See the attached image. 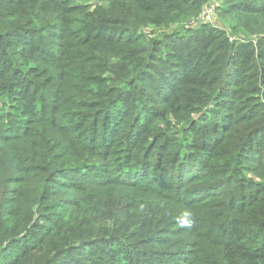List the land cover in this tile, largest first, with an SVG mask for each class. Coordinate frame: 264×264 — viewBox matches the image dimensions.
Here are the masks:
<instances>
[{
  "label": "trees",
  "instance_id": "1",
  "mask_svg": "<svg viewBox=\"0 0 264 264\" xmlns=\"http://www.w3.org/2000/svg\"><path fill=\"white\" fill-rule=\"evenodd\" d=\"M208 2L0 0V264H264V0Z\"/></svg>",
  "mask_w": 264,
  "mask_h": 264
},
{
  "label": "rangeland",
  "instance_id": "2",
  "mask_svg": "<svg viewBox=\"0 0 264 264\" xmlns=\"http://www.w3.org/2000/svg\"><path fill=\"white\" fill-rule=\"evenodd\" d=\"M223 1L224 0H209L208 5L207 4L206 5L208 6L207 8L211 9L212 12H214V15H212L210 17V20L213 21V23L218 24L219 26L223 25V26L227 27L228 23H229L227 21V18L218 15V10H217V7H221V5L224 4ZM150 27L153 28L152 26H150Z\"/></svg>",
  "mask_w": 264,
  "mask_h": 264
},
{
  "label": "built area",
  "instance_id": "3",
  "mask_svg": "<svg viewBox=\"0 0 264 264\" xmlns=\"http://www.w3.org/2000/svg\"><path fill=\"white\" fill-rule=\"evenodd\" d=\"M208 6H206L204 8V10L201 12V15H200V18H199V21H202V22H206V21H211L210 20V17L212 15H214V12H212L211 9L207 8Z\"/></svg>",
  "mask_w": 264,
  "mask_h": 264
}]
</instances>
